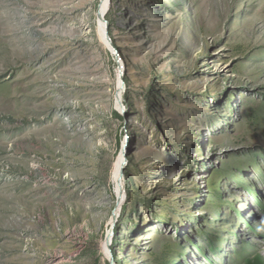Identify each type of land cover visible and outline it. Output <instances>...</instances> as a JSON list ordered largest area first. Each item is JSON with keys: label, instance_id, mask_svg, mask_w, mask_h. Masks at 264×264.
<instances>
[{"label": "rangeland", "instance_id": "obj_1", "mask_svg": "<svg viewBox=\"0 0 264 264\" xmlns=\"http://www.w3.org/2000/svg\"><path fill=\"white\" fill-rule=\"evenodd\" d=\"M0 264H264V0H0Z\"/></svg>", "mask_w": 264, "mask_h": 264}, {"label": "bare ground", "instance_id": "obj_2", "mask_svg": "<svg viewBox=\"0 0 264 264\" xmlns=\"http://www.w3.org/2000/svg\"><path fill=\"white\" fill-rule=\"evenodd\" d=\"M101 13H102V18L104 19V15H105V10L101 9ZM31 95V94H30ZM34 96V95H33ZM40 96V95H39ZM37 96V97H39ZM33 100V99H32ZM35 100V99H34ZM30 101V100H29ZM261 155V154H260Z\"/></svg>", "mask_w": 264, "mask_h": 264}]
</instances>
